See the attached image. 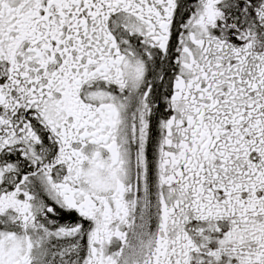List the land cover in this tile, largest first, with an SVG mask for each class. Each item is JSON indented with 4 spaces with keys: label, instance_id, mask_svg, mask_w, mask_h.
<instances>
[{
    "label": "snow or ice",
    "instance_id": "6c2138e0",
    "mask_svg": "<svg viewBox=\"0 0 264 264\" xmlns=\"http://www.w3.org/2000/svg\"><path fill=\"white\" fill-rule=\"evenodd\" d=\"M0 264H264V0H0Z\"/></svg>",
    "mask_w": 264,
    "mask_h": 264
}]
</instances>
